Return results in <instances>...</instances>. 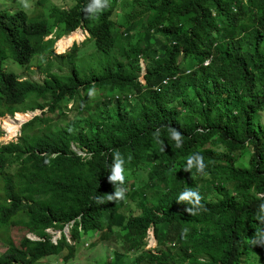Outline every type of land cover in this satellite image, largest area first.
I'll return each instance as SVG.
<instances>
[{
  "label": "trees",
  "instance_id": "trees-1",
  "mask_svg": "<svg viewBox=\"0 0 264 264\" xmlns=\"http://www.w3.org/2000/svg\"><path fill=\"white\" fill-rule=\"evenodd\" d=\"M130 1L134 7L116 21L118 0L94 17L84 11L89 0L69 8L37 0L32 15L0 9V116L41 112L14 141L0 143V222L20 211L24 232L39 238L22 236L0 253V264H45V256L62 249L67 260L73 244L61 232L66 224L72 242L78 230H96L97 241H116L125 230L126 250L140 249L153 227L155 251L127 260L116 253L112 264H241L249 249L264 264V246L251 243L264 230V126L257 120L264 110V0ZM77 27L87 36L55 53V40ZM124 28L116 43L113 32ZM88 43L95 61L77 53ZM5 59L23 69L36 60L42 79L4 71ZM92 103H103L104 113L79 116ZM65 111L75 114L51 129L48 123ZM170 127L182 133V147ZM246 146L247 164L234 165ZM114 150L125 170L147 165L146 181L137 188L125 181L126 198L109 202L107 194L120 186L108 181ZM193 152L203 156L206 176L184 171ZM12 162L15 168L7 169ZM186 188L203 197L195 216L177 202ZM210 193L218 198L205 199ZM135 196L139 210L125 215L121 209ZM45 228L60 230L55 242Z\"/></svg>",
  "mask_w": 264,
  "mask_h": 264
},
{
  "label": "rangeland",
  "instance_id": "rangeland-1",
  "mask_svg": "<svg viewBox=\"0 0 264 264\" xmlns=\"http://www.w3.org/2000/svg\"><path fill=\"white\" fill-rule=\"evenodd\" d=\"M75 0H45V5H55L60 8H69L71 5H73ZM30 7L25 8L23 6L22 0H0V9H7L10 12L17 11L18 9H22L27 15L36 14L39 12V6H37V0H29ZM134 7V4L130 0H118L114 12L112 14V19L117 20L119 15L122 13H126L130 11ZM115 27V26H114ZM116 28V27H115ZM74 31H76L79 34H82V37H79V40H73L70 41L62 50H56L55 43H53V49L55 53H63L66 51L68 47L74 42L76 44H80V42L87 36L86 32L82 28H76ZM113 32V29H111ZM127 31V28L121 29L117 32H113L114 39L116 43L120 41V37ZM131 41H134V38H130ZM92 46L90 43L82 45L77 53L80 54V59L82 61H86L87 59L90 61H95V58L92 56H89L88 54L91 53ZM36 60L32 61V64H30V67L27 69H23L22 67H18L15 65L14 62H9L7 59L3 60L2 62V69L4 71H13L14 73L25 75L28 71V77L32 80L40 81L42 79V75L37 71L35 65ZM82 63L81 61H79ZM138 64L140 66V72H139V79L141 78V74L144 69V64L142 59H138ZM180 66H185V62H179ZM65 68V66H64ZM257 87V84L255 85V88ZM89 95V94H88ZM88 96L89 98H92L93 96ZM108 104L111 105V101H108ZM69 103H67L66 107H69ZM18 108L20 106L18 105ZM103 103L99 105H94L92 103V108L85 111L84 113H80L79 116H88L90 119H94L96 115H102L104 111L102 110ZM44 110V109H43ZM60 109L56 110L58 113ZM31 112V111H30ZM54 112V113H56ZM65 116H59L58 118H55L51 122H49V126L51 129L56 130L58 127L63 125L67 120L71 119V117L75 114V111H65ZM40 116L41 112L39 109H35L30 113V117L24 120L22 123L28 121L33 115ZM9 116L10 119L13 118V115L11 114H4ZM2 115V116H4ZM112 117H114V114H110ZM1 117V116H0ZM14 120V119H13ZM257 120L264 126V110L258 113ZM16 122V121H14ZM22 123L18 124V127L16 128L15 132L10 135L7 139H4L5 136V129L2 123V120H0V143H6L8 141H14L16 139L20 127ZM37 127L36 122L32 123V125L28 126L24 129H32ZM71 149H73L78 154H83V152H80L75 146L71 145ZM221 149V148H219ZM251 150V146H246L244 149L238 152L237 159L233 162L234 165H246L248 161L249 152ZM195 153V152H193ZM192 153V154H193ZM148 160V159H147ZM16 166V162H12L7 166V169L13 170ZM146 166L139 168V171H133V170H126V182L127 186L131 185L135 188L142 186L146 181ZM144 193L147 195L150 194L149 189H144ZM218 195L216 193H210L205 196V199H217ZM137 196H135L133 199H128L127 203L123 206L121 211L127 215L132 212L138 211L137 207ZM104 215L106 213L104 212ZM23 220L22 213L19 211L15 215L11 216L7 221L0 222V253L7 248L10 245H17V242L19 239L24 237H32V234L24 232V229L21 227V223ZM105 220L107 221L108 218L105 217ZM64 228H66L64 230ZM69 224L64 225L62 228L65 238L68 240L70 244H73V254L70 258L67 260H63V255L66 253L65 249H62L58 254H50L48 256H45L41 261L45 264H112L113 258L116 255V253H122L125 257L124 259H130L133 256H141V253L146 250L150 249L151 251H155L160 245L156 242V238L154 235L153 228L149 226L146 230V235L143 238L144 244L140 247V249L137 250H126L127 243L124 239V232L125 230H119L116 241H97L95 239L97 235V231H87L86 233H83L81 230H78L79 237L75 242H72L70 240V234L68 232ZM116 230V229H114ZM46 232L49 235V239L51 242H55V240L60 236V230L49 228L46 230ZM259 255L260 253L257 251H254L252 249H249V251L244 254L241 257V264H261L259 261Z\"/></svg>",
  "mask_w": 264,
  "mask_h": 264
},
{
  "label": "clouds",
  "instance_id": "clouds-1",
  "mask_svg": "<svg viewBox=\"0 0 264 264\" xmlns=\"http://www.w3.org/2000/svg\"><path fill=\"white\" fill-rule=\"evenodd\" d=\"M22 3H23V6L25 8L30 7L29 0H22ZM108 6H109V0H89V3L85 7L84 11L89 16H93L94 17L97 14H99L100 12H102ZM78 28H80V27H78ZM67 34H64V35H67ZM143 71H144V69H143ZM139 80L141 82H143L142 78H140ZM94 94H95V90L94 89L89 91V95L90 96H92ZM35 109H37V108H34L33 110H25V111H29V112L31 111L32 112ZM25 111H19V112H25ZM13 113H12V115H13ZM34 116H37V115L34 114L31 118H33ZM21 125H19V126H21ZM169 134H170L171 139L175 141L176 147H182V145H183L182 133L178 129H176L175 127H170L169 128ZM154 135L159 140L160 130L157 129ZM160 143L163 145L164 142L160 141ZM124 165H125L124 157L122 156V154L118 150H114L113 154H112V166H111V169H110V175L108 176V181L110 183L114 184V185H120V186L115 188V191H114L113 194H107V200L109 202L110 201H115V202L116 201H121V200H124L126 198L127 189L124 187V184H125V181H126V175H125V171L126 170H125ZM206 167L207 166L204 163L203 156H201L199 153H193V154H191V155H189L187 157V164H186V167L184 168V171L190 172L193 168H195L197 173H199L200 175L206 176L207 175V173L205 171ZM95 199H96V202L99 203V204H103L105 202L103 196H97ZM202 199H203V197L201 196V194H200V192L198 190H192L191 188H186L179 195V197L177 199V202L188 205L184 209V211L187 212L191 216H195L201 210H203V208H204V205L202 204ZM261 210L264 211V204L261 205ZM260 219H261V223H264V217H261ZM147 228H146V230H147ZM47 229H49V228H45L44 230L46 231ZM146 230H145V235H146ZM61 232H62V229H61ZM27 233H30V232H27ZM62 233L65 236L64 232H62ZM30 234H32V233H30ZM27 238H29V239H39L37 236H35L33 234H32V237H27ZM251 243L254 246L255 245L264 246V230H258L255 233V237L251 240Z\"/></svg>",
  "mask_w": 264,
  "mask_h": 264
},
{
  "label": "bare ground",
  "instance_id": "bare-ground-1",
  "mask_svg": "<svg viewBox=\"0 0 264 264\" xmlns=\"http://www.w3.org/2000/svg\"><path fill=\"white\" fill-rule=\"evenodd\" d=\"M79 37H82V34H79L74 30L69 32L67 35H63L59 37L55 43L56 50L58 51L62 50L70 41L79 40L78 39ZM29 117H30L29 111H25V112L16 111L13 113L12 119H10L9 116L7 115L1 116L0 120H2L6 132L4 139H7L10 135H12L15 132L16 128L18 127V124L23 122Z\"/></svg>",
  "mask_w": 264,
  "mask_h": 264
},
{
  "label": "water",
  "instance_id": "water-1",
  "mask_svg": "<svg viewBox=\"0 0 264 264\" xmlns=\"http://www.w3.org/2000/svg\"><path fill=\"white\" fill-rule=\"evenodd\" d=\"M66 228H64V230H65ZM62 232H63V230H62Z\"/></svg>",
  "mask_w": 264,
  "mask_h": 264
}]
</instances>
